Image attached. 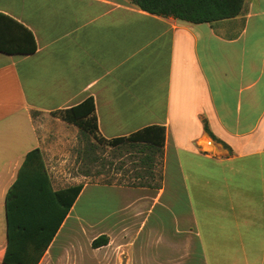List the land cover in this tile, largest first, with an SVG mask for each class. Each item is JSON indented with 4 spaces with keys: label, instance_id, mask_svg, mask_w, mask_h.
<instances>
[{
    "label": "crops",
    "instance_id": "crops-1",
    "mask_svg": "<svg viewBox=\"0 0 264 264\" xmlns=\"http://www.w3.org/2000/svg\"><path fill=\"white\" fill-rule=\"evenodd\" d=\"M0 14L37 45L33 54L0 52V209L37 148L54 190L69 187L58 156L83 142L55 114L90 98L104 140L165 127L164 177L173 166L188 202L183 231L148 227L163 189L147 210L130 209L144 197L124 193L132 224L79 230L69 221L97 186L87 183L40 264H194L195 250L196 264H264V0L200 24L130 0H0ZM101 235L109 244L93 248Z\"/></svg>",
    "mask_w": 264,
    "mask_h": 264
},
{
    "label": "trees",
    "instance_id": "trees-1",
    "mask_svg": "<svg viewBox=\"0 0 264 264\" xmlns=\"http://www.w3.org/2000/svg\"><path fill=\"white\" fill-rule=\"evenodd\" d=\"M245 1L130 0L132 4L151 14L193 24L234 18L242 12ZM36 50L33 34L14 19L0 14V52L33 54ZM55 115L112 147L130 143L142 148L141 151L156 153L161 152L165 146L166 129L157 125L146 127L128 137L112 140L100 138L93 98ZM205 131L213 141L231 152L230 147L210 131L206 122ZM146 159L153 161L151 156ZM84 187L85 184H77L55 191L42 151L37 148L29 152L6 196L7 245L1 262L40 264ZM109 241L107 235H101L93 241L92 247L100 248L108 245Z\"/></svg>",
    "mask_w": 264,
    "mask_h": 264
},
{
    "label": "rangeland",
    "instance_id": "rangeland-1",
    "mask_svg": "<svg viewBox=\"0 0 264 264\" xmlns=\"http://www.w3.org/2000/svg\"><path fill=\"white\" fill-rule=\"evenodd\" d=\"M80 132L78 138L83 144L66 147L58 156L62 163L61 171L66 175L65 186L78 183L97 186L91 185L83 192L71 213L70 226L74 225L80 230L95 224L96 229H100L106 223V226L118 230L132 224L125 214L129 195L124 193L144 197L143 201H137L130 209L137 205L147 210L153 203L152 197L161 188L164 194L160 204L149 215L148 227H159L170 232L191 228L186 191L181 179L175 176L173 166L167 169L164 177V150L156 153L141 151L142 148L130 143L112 147L88 133ZM92 139L96 140L94 144ZM147 156L153 157V161H147ZM0 213V264H3L1 256L7 244L4 207ZM139 224L140 220L134 222V225ZM78 240L83 242L80 236ZM181 252L185 254L191 251L177 250V254ZM192 254L193 257L188 260L196 264L198 251H192Z\"/></svg>",
    "mask_w": 264,
    "mask_h": 264
}]
</instances>
